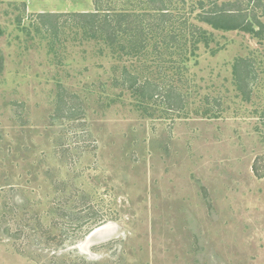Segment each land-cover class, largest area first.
<instances>
[{"label":"rangeland","instance_id":"374dc122","mask_svg":"<svg viewBox=\"0 0 264 264\" xmlns=\"http://www.w3.org/2000/svg\"><path fill=\"white\" fill-rule=\"evenodd\" d=\"M166 3L125 53L71 15L139 0H0V264H264V37L198 19L264 0Z\"/></svg>","mask_w":264,"mask_h":264},{"label":"trees","instance_id":"16d2710c","mask_svg":"<svg viewBox=\"0 0 264 264\" xmlns=\"http://www.w3.org/2000/svg\"><path fill=\"white\" fill-rule=\"evenodd\" d=\"M139 3H141L142 6L147 4L150 11L156 13L154 14L156 15L155 18L150 17L153 16L150 11H148V13L150 14L149 17L151 19L146 20L141 18V16L127 14L125 12L118 13L114 10H101L98 5V8L93 12L74 13L71 16L79 27L84 29L88 35L92 36L91 38L103 41L111 49L120 47V50H123L126 53L128 48L121 42L123 39L122 37L127 36L130 33L134 36L143 37L135 43L136 46L133 48V50L141 52L149 41L146 36L151 30L160 29L162 30V33H167V30L177 24L180 18H175V15L167 6L166 0H139ZM225 6L226 4L223 5L222 8L214 9V11L209 13H200L198 17L199 21L210 25L216 30L225 32L243 31L254 37H264V26L261 25L262 30H256V19L248 20L247 16H244L242 12L223 8ZM184 23L186 24V22ZM184 28H186L185 25L179 27L180 30H183ZM202 35H204V31L201 32L196 40L194 39V44H197L200 41ZM176 42L177 40H175L174 43ZM249 61L248 58H238L234 64V77L237 88L241 92L244 91V87L249 85L248 81L251 78L249 71L252 67V62ZM130 80L133 82L129 85L131 89H136V92H141L145 89V84H138L136 79Z\"/></svg>","mask_w":264,"mask_h":264}]
</instances>
